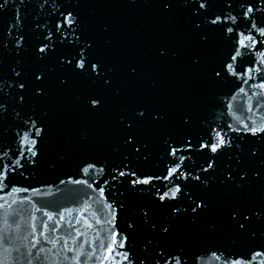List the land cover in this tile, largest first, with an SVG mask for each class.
Here are the masks:
<instances>
[{
	"label": "water",
	"instance_id": "water-1",
	"mask_svg": "<svg viewBox=\"0 0 264 264\" xmlns=\"http://www.w3.org/2000/svg\"><path fill=\"white\" fill-rule=\"evenodd\" d=\"M18 3L19 0L15 3L9 0L7 8L0 10V31L6 32L16 15ZM65 6L76 7V4L74 0H66ZM223 7V0H214L211 10L219 11ZM78 10L84 18L86 35L95 38L98 47H103L104 39H111L108 62L115 69H119L124 61L135 63L140 74L136 81L130 82L122 72L116 73V82L113 91L107 93L103 113L90 114L76 105L75 94L88 87L83 83H78L71 95L55 97L48 104H38V113L49 112L45 119L50 131L42 141L36 137L40 148L36 165L18 167L17 161L24 164L25 158L29 157L26 148L14 141L12 134L0 140V164L7 166V178L0 180V261L3 264H29V261L31 264H128L118 253L132 249L136 256L142 255L144 240L151 235L143 227L137 229L124 248H118L111 255L106 251L113 232L126 235L127 222L133 218L138 220L136 210L140 206L152 207L154 217L161 218L162 210L152 204L151 193L130 192L127 184L112 181L108 175L122 158L120 153L113 151L117 143L115 115L131 104L146 103L169 112V119L161 126V131L149 133L150 159L144 161L130 156L132 166L141 172L166 175L167 168L173 166L171 161L174 158L164 151V136H171L175 141L190 136L193 143L197 140L207 143L216 132H220L225 139L231 137L246 149L264 136L262 132L253 137L247 130L264 128V88L259 87L264 84V43H261L264 37L255 30L248 31L250 24L246 26L238 18L237 24L233 25L237 34L243 32L256 40L255 44L246 41L248 47L241 48L243 55L234 63L238 75L215 83L207 81L202 71L190 66L186 48L191 46L201 55L202 68L218 66L232 47V41L225 39L219 31L210 33L207 46L200 49L178 18L160 17L148 0H91ZM37 11L36 4L28 3V0L26 7H20L23 28L30 44L34 42L31 29ZM239 11L238 5L234 4L231 14L237 15ZM262 18L264 13L257 12L258 24ZM104 23L111 25L107 35L100 31ZM235 38L243 37L237 35ZM160 46L168 47L178 55L175 59L160 60L154 52ZM67 52L63 46L57 50L58 55ZM23 60L26 66L32 63L30 51L24 54ZM246 69L251 71L245 73ZM153 80L156 81L155 86ZM117 90L120 95L115 94ZM181 112H187L191 117L186 128L178 123ZM18 148L23 151V156ZM210 155L207 149L203 153L178 152L176 159L179 162V157L184 156L180 170L187 172L191 169L196 174ZM86 161L96 164L87 175L81 171ZM229 163L226 154L220 156L216 179L207 192L217 201L221 200L224 192L219 183L220 173ZM253 163L258 166V161ZM101 167L104 173L99 172ZM105 179H108V184L104 183ZM171 183L162 178L154 180L152 192L159 189L162 193ZM100 188L104 189L103 197ZM189 188L196 194L206 191L194 185H189ZM262 196L264 189H257L250 198L259 202ZM121 200L126 205L123 210L118 207ZM65 209L71 210L70 213ZM45 211L52 214V220L43 215ZM210 223L217 225L215 232L208 231ZM44 224L49 227L45 228ZM182 224L177 234L181 243L196 244L201 251L216 246L245 250L243 243L233 242L235 235L227 230L218 214L196 226L188 225L185 217ZM52 227L55 231L51 230ZM132 252H129L130 258ZM201 264L221 262L214 261L209 252ZM252 264H264V257H258Z\"/></svg>",
	"mask_w": 264,
	"mask_h": 264
},
{
	"label": "snow or ice",
	"instance_id": "snow-or-ice-1",
	"mask_svg": "<svg viewBox=\"0 0 264 264\" xmlns=\"http://www.w3.org/2000/svg\"><path fill=\"white\" fill-rule=\"evenodd\" d=\"M12 2L15 3L16 0ZM28 3H35L38 8L31 29L34 42L29 43L20 13V7H26V0H19L16 15L9 22L6 32L0 31V140L12 134L13 140L26 148L29 157L25 158L24 164L17 161L18 167L39 163L40 148L36 137L42 141L50 131L45 119L49 112L45 110L38 113V104H48L55 97L71 95L76 91L78 83H83L88 87L75 94L76 105L90 114L103 113L106 110L107 93L113 91L116 82V73L122 72L130 82L136 81L140 74L135 63L124 61L119 69H115L108 62L107 53L112 45L110 38L103 40L101 48L95 38L86 35L84 18L78 9L87 6L91 0H74L76 7L65 6L66 0H28ZM148 3L162 18H178L183 29L194 38L195 45L200 49L207 46L209 34L216 31L232 41L231 49L219 61L218 66L205 68H202L201 55L191 46L186 48L190 66L202 71L209 82L219 83L230 76H237L234 63L243 55L241 48L248 47L246 41L256 43L252 35L235 32L233 25L237 24L238 18L246 26L250 24L248 31L255 30L260 37H264V18L259 24L256 20L257 12L264 13V0H223L224 7L219 11L211 10L214 0H148ZM8 4L9 0H0V10L6 9ZM234 4L240 9L237 15L231 14ZM100 31L109 34L111 25L102 24ZM237 35L243 38H235ZM61 46L68 49L67 54H57ZM29 51L32 63L26 66L23 56ZM154 52L160 60L169 57L175 59L178 55L165 46L155 48ZM250 71L251 69H246L245 73ZM155 83L153 80V86ZM259 87L264 88V84ZM240 91L243 92V89ZM115 94L120 95V92L117 90ZM168 119L167 110L146 103L131 104L115 115L114 135L117 143L113 151L120 153L122 158L108 175L112 181L127 184L130 192L151 193L152 204L162 211L161 218L157 219L152 207L140 206L136 210L138 220L133 218L127 222L126 235L112 233L111 243L106 246L107 253L111 255L118 248H124L137 229L143 227L151 235L144 240L142 255L136 256L132 249L118 253L128 264H201L209 252L212 259L221 264H252L258 257H264V196L259 202L250 198L257 189H264V136L247 149L243 144L235 143L231 137L225 139L220 132H216L215 137L207 143L201 140L193 143L190 136H184L180 141L164 136V151L167 156L174 158L171 161L173 166L167 168L166 175L139 171L132 166L130 156L148 161L151 156L149 133L160 132L161 126ZM190 122L191 117L187 112L178 115L181 127H188ZM247 130L253 137L264 132L261 127ZM205 149L211 155L200 166L199 173L193 174L191 169L187 172L180 170L184 156L179 157L177 162L178 152L203 153ZM20 154L23 156V151ZM225 154L230 163L220 173L219 183L224 192L221 200L217 201L207 192L216 179L219 158ZM253 161H258V166ZM85 165L81 169L85 175L96 167L95 162L86 161ZM99 172L104 173V168L101 167ZM6 173L7 166L0 164V180L7 178ZM161 178L171 181V186H166L167 190L162 193L159 189L152 192L153 181ZM108 182V179L104 180L105 184ZM189 185L202 187L206 191L203 194L192 193ZM100 193L103 197V188H100ZM120 195L123 196L124 193L121 192ZM108 207L112 208V205ZM118 207L121 210L126 207L123 200L119 201ZM64 211L70 213L71 210ZM213 214H218L227 230L235 235L234 243L241 242L245 245L244 251L229 250L223 246L201 251L196 244L177 240L185 217L188 218V225L196 226ZM43 215L48 220L53 218L47 211ZM60 219H64L63 215ZM44 227L48 228L49 225L44 224ZM216 229L215 223L208 225L209 232H215ZM51 230L55 231V227ZM40 234L43 235V232ZM33 247H36L35 243ZM129 252H132L131 258ZM0 264L3 262L0 261Z\"/></svg>",
	"mask_w": 264,
	"mask_h": 264
}]
</instances>
